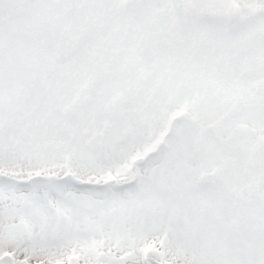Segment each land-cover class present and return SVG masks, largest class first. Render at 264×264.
Here are the masks:
<instances>
[{
  "label": "snow or ice",
  "instance_id": "1",
  "mask_svg": "<svg viewBox=\"0 0 264 264\" xmlns=\"http://www.w3.org/2000/svg\"><path fill=\"white\" fill-rule=\"evenodd\" d=\"M0 264H264V0H0Z\"/></svg>",
  "mask_w": 264,
  "mask_h": 264
}]
</instances>
